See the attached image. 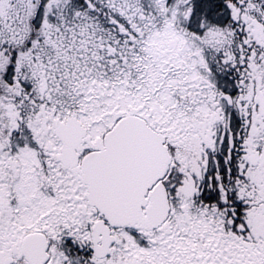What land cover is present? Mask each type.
I'll return each mask as SVG.
<instances>
[{
  "label": "snow or ice",
  "instance_id": "obj_1",
  "mask_svg": "<svg viewBox=\"0 0 264 264\" xmlns=\"http://www.w3.org/2000/svg\"><path fill=\"white\" fill-rule=\"evenodd\" d=\"M0 264H264V0H0Z\"/></svg>",
  "mask_w": 264,
  "mask_h": 264
}]
</instances>
